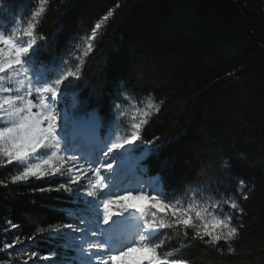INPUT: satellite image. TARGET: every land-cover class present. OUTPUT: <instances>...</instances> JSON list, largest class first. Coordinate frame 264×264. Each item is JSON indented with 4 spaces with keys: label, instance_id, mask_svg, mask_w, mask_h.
<instances>
[{
    "label": "trees",
    "instance_id": "obj_1",
    "mask_svg": "<svg viewBox=\"0 0 264 264\" xmlns=\"http://www.w3.org/2000/svg\"><path fill=\"white\" fill-rule=\"evenodd\" d=\"M35 7L38 0H0V19L6 25L21 16L26 21ZM110 10L113 16L98 30L94 50L85 58L78 90L85 97L95 93L98 101L89 107L99 105L105 114L112 111L117 92L163 100L161 111L143 127L142 139L174 142L147 162L149 175L168 158L165 180L179 194L214 170L243 208L233 214L234 223L244 225L234 253L223 242L220 253L195 241L185 254L193 264H264V0H50L37 33L60 56L71 53L79 38L76 55H82L84 37ZM115 118L117 132L128 131L125 120ZM17 169L0 164V182H7V187L0 184L2 264H8L5 243L64 222L72 207L63 192L32 190L55 180L12 184ZM241 181L247 200L238 193ZM58 243L45 240L35 250L47 255L59 251Z\"/></svg>",
    "mask_w": 264,
    "mask_h": 264
},
{
    "label": "snow or ice",
    "instance_id": "obj_2",
    "mask_svg": "<svg viewBox=\"0 0 264 264\" xmlns=\"http://www.w3.org/2000/svg\"><path fill=\"white\" fill-rule=\"evenodd\" d=\"M49 5L50 0H38L26 22H22L23 16L11 25L0 21V164L18 165L10 177L12 184L55 180L32 190L63 192L72 207L64 222L39 227L31 236L17 235L3 245L4 251L21 246V264H116L134 252L140 255L126 264H193L185 253L195 241L220 253L223 242L228 252L234 253L233 243L244 225L238 220L234 223L233 214H242L243 208L237 194L219 181L216 171L179 194L171 192L165 180L164 173L171 166L168 158L161 159L159 171L149 175L147 162L159 158L174 142L142 139L148 118L161 111L164 101L150 99L146 107L138 108L130 129L120 135L115 110L121 105L116 101L127 100L113 93L112 111L105 114L99 105L89 107L98 101L95 93L85 97L78 90L76 81L85 58L93 52L98 30L113 11L84 37L82 55H76L80 51L78 38L73 51L60 56L51 52L47 38L37 33ZM44 54L49 56L47 61ZM73 55L74 66H69ZM66 98L71 99L70 105ZM125 170L137 177L135 187L118 179ZM0 184L7 187L6 181ZM243 188L241 181L238 193L247 200ZM133 194L148 203H127ZM114 206H118L115 213ZM45 240L60 241L56 245L59 251L40 255L35 249Z\"/></svg>",
    "mask_w": 264,
    "mask_h": 264
},
{
    "label": "rangeland",
    "instance_id": "obj_3",
    "mask_svg": "<svg viewBox=\"0 0 264 264\" xmlns=\"http://www.w3.org/2000/svg\"><path fill=\"white\" fill-rule=\"evenodd\" d=\"M3 12L6 13V10L3 9ZM0 21H2V20L0 19ZM2 22L5 24L4 21H2ZM22 22H26V21H22ZM124 99L127 100V103L122 101V103L120 104L121 108L117 109V116L120 118V120H122V121L125 120L126 125H127L125 130L126 129L129 130L130 129V125L133 122V117L137 115V109L146 107L148 101L151 98L150 97H146V98H142L140 100H137L133 96H131L129 94H125L124 95ZM65 103L70 105L71 99L66 100ZM121 112L123 114H121ZM118 134L123 135L120 132H118ZM85 142L87 143V141H85ZM118 179L126 180L128 182V186L129 187H135L136 186L137 177L134 176L132 174V172L129 171V170H125L124 174L122 176H119ZM142 179H144L145 181H147L149 183L152 182L151 180L148 179V177H143ZM127 203H135V204L143 205V204L148 203V201L145 198H143V197H136L135 194H133V196L129 198ZM117 208H118V206H114V213L116 212ZM20 248H21V246L18 245L14 249L8 250L7 252L4 251L6 253V255H7V258H8V260L5 263H8V264H21V261L24 259V253L19 251ZM136 254L140 255L139 252L131 253L129 257L122 258L121 260L117 261L116 264H126V261L132 259V257L134 255H136ZM0 264H2V263H0ZM28 264H32V262L28 261ZM39 264H45V262L44 261H40Z\"/></svg>",
    "mask_w": 264,
    "mask_h": 264
},
{
    "label": "bare ground",
    "instance_id": "obj_4",
    "mask_svg": "<svg viewBox=\"0 0 264 264\" xmlns=\"http://www.w3.org/2000/svg\"><path fill=\"white\" fill-rule=\"evenodd\" d=\"M131 227V226H130ZM139 256L138 254L134 255L132 258Z\"/></svg>",
    "mask_w": 264,
    "mask_h": 264
}]
</instances>
